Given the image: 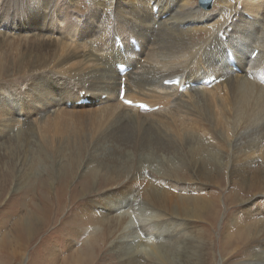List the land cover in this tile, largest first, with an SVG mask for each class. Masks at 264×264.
<instances>
[{
  "label": "rangeland",
  "instance_id": "374dc122",
  "mask_svg": "<svg viewBox=\"0 0 264 264\" xmlns=\"http://www.w3.org/2000/svg\"><path fill=\"white\" fill-rule=\"evenodd\" d=\"M99 1L101 2V0H0V107H5V111L10 112L15 121L10 129L15 128L16 131L9 139L23 133L20 138L26 139L27 145H30L31 140L26 134L29 133L37 145L45 150H49L53 145L55 149H59L61 143L83 149L82 146L94 135L96 142L91 147L94 150L92 153L101 151L105 142L112 143L101 152L98 151L95 159L91 158L90 153L89 160L81 163L78 169L65 163L67 174L61 180H57L56 168L51 169L53 167L51 165L46 168V165L33 164V169L30 162L25 164L24 159L18 165V157L13 156L16 155L15 152L10 155L15 161L0 162V238L6 234L16 237L17 225L22 221L26 222L25 233L20 229L23 238L14 243L17 259L15 258L13 263L10 261L9 264H30L34 254L40 257V264H53L51 260L54 257L70 260L71 253L83 251L87 243L95 239H101L103 247L93 264H167L165 261L150 263L136 253L135 244H143L139 237L146 240L142 236L152 233L153 229L150 226L152 220H146L147 215L140 208L134 207L131 211L132 217L139 221V224L130 226L128 231L135 234L133 238L127 240H119L118 236L107 242V229L98 228L92 221V218L96 217L101 219L97 216L99 212L103 215L108 213L104 205L106 201H116L128 193L133 194L134 191L142 196L144 189L150 192L151 188L159 189L160 192L168 191L176 197L200 196L211 201L214 207L213 212L216 216L214 220H211L204 210L203 214L201 212L194 214L195 222L190 228L184 226L178 231L172 224L163 223L162 231L153 230L154 234H159L156 236L157 243L175 255L174 264H240L247 259L248 251L241 250L239 256L226 255L222 245L228 236L237 231L238 223L264 219V194L255 196L254 193L240 191L238 183H235L240 179L237 173L247 166L233 159L237 154L232 147L215 145V148L226 154L224 162L227 166L218 168L209 164L208 175L199 171L191 172L183 165L171 170L170 164L164 160L166 163L164 168L167 169L164 173L168 178L159 176L152 164L153 161L146 162L141 155L144 135L141 125L138 122H131L129 118L124 119V112L116 109L114 105L116 103L101 101L100 98H96L90 85H83L79 81L77 68H81L83 61L81 53L101 50L106 53V60L112 55L110 63L116 68L117 62L114 57L120 56L117 47L115 49L116 38L120 37L129 44L131 40H136L140 44L138 36L133 30L130 32L118 16L111 18V12L106 10L108 8L106 5L107 8L100 13L104 5ZM151 3L153 2L149 4ZM196 4L199 6V1L194 5ZM144 7L143 5L141 8ZM147 10L152 11L154 15V8L149 7ZM211 11H218L217 6L201 11L200 16L203 18V15ZM116 19L118 22H115ZM98 35L103 36L98 38ZM42 37L54 42L45 41ZM106 46L111 52L113 48L116 51L109 54ZM123 46L128 45L125 43ZM152 52L153 50L150 51L151 54ZM127 82L129 86L130 80L127 79ZM40 83L50 86L48 90L58 97L60 104L57 101L47 105L38 98L40 105L35 106L33 98L37 93L34 91L39 92ZM214 86H211V89L215 88ZM101 89L98 88V92ZM127 90L126 88V93ZM185 92H190V89L183 93ZM82 93L85 94L83 98L91 100V105L80 107L76 105L82 99ZM127 95L126 98L131 100L132 98L129 99ZM120 101V95L117 93V104H123ZM133 101L139 102L135 98ZM157 102L154 108L162 107L161 109L169 110L172 106L176 107L170 98ZM68 103H73V106L67 108ZM145 103L149 104L150 101L146 100ZM186 106L181 105L171 110L178 113L174 129L189 130L198 136L201 134L204 140L218 144L212 135V125L208 116L196 114ZM125 108L147 116L145 115L147 112ZM138 118L148 125L153 119L139 116ZM256 129L249 127L238 135L239 143L250 144L264 138L259 135L261 131L264 132V124ZM86 132L90 135H86ZM120 135H122L120 141L132 157V161L125 164L113 157L117 154L113 146H120L118 137ZM20 156L24 157V154ZM82 160L81 154L79 161ZM35 162L38 163V156ZM143 164L146 167L140 168ZM121 165L119 180L110 179L112 183L106 180L109 178L105 176L110 175L105 173L110 170L103 172V168L115 170ZM260 168L264 169V165H259L256 169ZM47 195H51L52 199H47ZM191 234L204 242L203 247L196 245L195 249V245L190 248L187 244L181 243ZM2 262L5 260L2 259Z\"/></svg>",
  "mask_w": 264,
  "mask_h": 264
},
{
  "label": "bare ground",
  "instance_id": "6f19581e",
  "mask_svg": "<svg viewBox=\"0 0 264 264\" xmlns=\"http://www.w3.org/2000/svg\"><path fill=\"white\" fill-rule=\"evenodd\" d=\"M144 1L101 0L102 3L99 1L104 5L101 10L99 9L100 13L108 7L106 10L109 13L111 12V18L118 16L122 23H125L127 29L130 32L133 30L140 40L141 52L135 53L130 48L128 41L121 40L120 37L116 38L115 49L117 39L120 40L122 45L125 43L128 45L123 46V48L117 47L120 56L114 57L117 62L116 65L126 64L133 68V71L126 76L130 80L129 86L128 82L126 83L127 97L132 98V101L135 98L137 102L149 100V105L153 108L158 100L167 98H170L176 107L187 105L189 110L194 111L196 114L199 113L204 117L208 116L212 125V135L215 136L218 144L204 140L201 134L198 136L193 135L189 130L174 129L178 119H176V114L178 113L171 112V110L176 107L172 106L169 110L160 109L154 114L147 113L145 115L150 116L147 117L134 110L126 109L127 106L124 107L123 104H117V93L120 95L122 79L116 68H113L110 63L112 55L106 60V53L104 54L101 50H89V52L80 54L83 61L81 62V68H77L79 81L83 85H90L89 87L94 91L96 98H100L101 101L110 102V104L112 102L116 103L113 104L116 109L124 112V119L129 118L131 122H138L141 125L144 132L141 155L146 162L153 161L152 164L155 171H158L159 176L162 175L164 178H168L164 173L167 171L164 168L166 167L164 160L170 164L171 170L184 166L191 172L199 171L205 175L210 174L207 170L209 164L218 168L227 166L224 162L227 158L226 154L224 151L221 152V149L215 148V145H222L232 147V150L237 154L233 159L247 166L240 169L239 173L235 172L240 177L238 181H235L236 184L238 183L237 186L240 191L262 196L264 194V169L256 168L259 165H264V138L258 139L259 141L255 143L240 144L238 135L249 127L256 129L264 124V86L261 84L264 82V0H216L213 7L217 6L218 11L207 12L205 15L202 13L203 18L200 16V12L208 10L206 7L211 6L210 3H205L206 7H204L200 4V0ZM198 1L200 7L198 4L194 5ZM203 1L212 2V0ZM150 2L153 3L149 4ZM143 5L145 7L141 8ZM149 7L154 8V10L157 9L159 12L153 15L152 11L147 10ZM115 22H118L117 19ZM157 25L158 28L156 29ZM100 26L99 28H101ZM103 35H98V38H102ZM42 38L45 41L54 42L49 38ZM225 38L226 40H224ZM151 42L152 46H150ZM106 48L110 54L109 47L106 46ZM149 50H153L152 54ZM256 50H259V54L256 59L252 60L251 57ZM115 51L113 48L112 52ZM229 51L234 55L242 71L241 74L234 73L232 68L227 65ZM212 76H215V79L222 77V80L215 84L217 86L213 85L215 88L211 89L210 86L202 85L198 88H191L188 93L180 92L179 88L182 84L183 86L190 83L197 85L202 80ZM173 80H179L180 85L178 87L164 85L166 81ZM49 88V85L40 83L39 92L38 90L34 91L37 93L33 98L36 107L40 105L37 101L38 98L47 105L58 101V97L54 93H50ZM98 88L102 89L98 92ZM190 93L195 95L192 96ZM103 96H106V98L103 99ZM58 104H60L59 101ZM0 108V162L15 161L10 156L12 152H15L16 155L13 156L18 157V165L23 159L26 161L25 164L27 162L31 163V168L33 164L46 165V168L51 165L53 166L51 169L56 168L57 180H61L67 174L65 163H69L78 169L81 163L89 160L90 153L94 151L91 149L96 142L94 133L82 146L83 149L76 148L71 144L65 146L61 143L59 149H55V146L51 145L52 147L49 150H45L37 145L29 133L26 134L31 140L30 145H27L26 139L20 138L23 133H21V136L16 135V137L9 139L16 132L15 128L10 129L15 121L12 119L10 112L5 111V107ZM138 116L146 117V119L153 118L151 122L153 126L146 124ZM86 135H90V133ZM259 135L264 137V132L261 131ZM118 137H120V141L122 135ZM119 143L120 146H113L117 153L113 157L122 164L132 161V157L129 156L122 142ZM111 144L105 142V146L101 147V151ZM30 149L34 152L33 154ZM98 151L92 153L91 158H97ZM22 154H24V157L20 156ZM81 154L83 160L79 161V159L81 160ZM36 156H38V163L35 162ZM144 165H141L140 168H145ZM106 170H110V172L105 173L110 175V177L105 176L109 178L106 180L112 183L110 179L119 180L122 165L115 170L108 169V167L103 168V172ZM250 190H253V192H248ZM46 197L52 199L51 195ZM62 197L60 196V198ZM54 198L58 199V197ZM104 205L108 213L103 215L99 212L97 216L101 219L96 217L97 220L92 218V221L98 225V228L102 229L104 227L107 229V242L116 239L118 236L119 240L134 237L135 233L128 231L130 226L139 224V221H135L131 214L134 207L140 208L147 215L146 220H152L150 225L153 228L152 233L142 236L146 240L139 237L140 242L143 243L142 245L135 244L136 253L143 260L150 263L165 261L167 264H174L175 262V255L166 251L162 244L157 243L156 236L159 234L153 233V230H161L163 223L172 224L179 231L184 226L190 228L192 223L195 222L193 220L195 218L194 214L200 212L203 214L204 210L211 220L216 218L211 201L200 196L176 197L168 191L160 192L156 188H151L150 192L144 189L142 196L134 191L133 194L128 193L116 201H106ZM25 224L26 222L22 221L17 225L16 237L6 234L0 238V248L2 249L0 251L2 256L0 264H9L10 261L13 263L15 258L17 259L14 243L16 240L23 238ZM27 231L29 232L30 229ZM96 231L102 232L103 230ZM127 233H130V235H127ZM181 243L187 244L190 248L195 245V249H197L196 245L199 247L204 245V242L194 234L189 235ZM102 247L103 241L101 239L91 240L83 251L78 250L71 253L70 260L54 257L51 262L53 264H85L86 262L93 264L98 254L101 253ZM222 250L224 254L233 256H239L241 250L248 251L246 254L247 259L240 264H264V219L245 220L238 223L237 231L226 238ZM39 258L38 254L32 255L30 264H40ZM2 259L5 262H2Z\"/></svg>",
  "mask_w": 264,
  "mask_h": 264
},
{
  "label": "water",
  "instance_id": "95a60500",
  "mask_svg": "<svg viewBox=\"0 0 264 264\" xmlns=\"http://www.w3.org/2000/svg\"><path fill=\"white\" fill-rule=\"evenodd\" d=\"M213 1H214V0H212V2H209V1L204 2L203 0H200V4H201L202 6H204V7H206V6H205V3H210L211 6L208 5V6L206 7V9L210 10V9L212 8V6H213Z\"/></svg>",
  "mask_w": 264,
  "mask_h": 264
}]
</instances>
